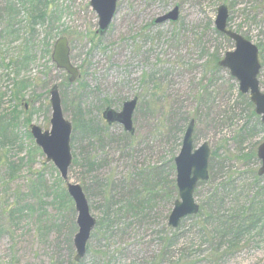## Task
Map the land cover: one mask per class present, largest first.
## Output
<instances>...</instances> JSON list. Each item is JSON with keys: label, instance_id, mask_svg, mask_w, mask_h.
Wrapping results in <instances>:
<instances>
[{"label": "rangeland", "instance_id": "1", "mask_svg": "<svg viewBox=\"0 0 264 264\" xmlns=\"http://www.w3.org/2000/svg\"><path fill=\"white\" fill-rule=\"evenodd\" d=\"M30 1L0 0V264H264V126L219 66L235 43L215 25L226 6L228 29L259 49L264 92V0H119L103 35L90 0H49L47 21L34 25ZM8 4L17 10L9 24ZM176 7L177 22L155 24ZM63 37L80 73L73 84L51 59ZM55 85L73 125L69 182L105 222L80 263L75 203L30 130H51ZM134 99L133 135L103 119L106 108L121 112ZM191 121L194 149H211L210 178L194 197L212 218L202 216L201 228L189 217L174 230L175 159ZM227 217L234 226L223 237Z\"/></svg>", "mask_w": 264, "mask_h": 264}, {"label": "water", "instance_id": "2", "mask_svg": "<svg viewBox=\"0 0 264 264\" xmlns=\"http://www.w3.org/2000/svg\"><path fill=\"white\" fill-rule=\"evenodd\" d=\"M119 0H90V6L99 18L98 33L103 35L107 32L113 19L117 14ZM229 11L226 6L218 9L215 21L216 30L225 35L235 43V50L228 52L224 59L219 62V66L228 69L232 77L236 78L240 85V92L249 94L251 102L255 106V113L261 116L264 126V92L260 89L259 75L261 63L259 59V49L237 32L228 29ZM179 19V9L157 19L155 24H162L168 21L177 22ZM71 50L66 37L60 38L54 45L52 53V63L58 70L66 72L71 84L80 77L77 67L70 59ZM50 104L52 108L51 130L43 131L40 127L31 125V135L36 145L46 156L48 163H53L60 172L61 178L67 183V190L75 203L78 214V233L74 238L76 249V262H81L87 255V247L91 239L92 232L97 226V221L92 217L86 195L80 185L69 182V169L73 163L71 150V137L73 125L64 118L62 99L58 85L50 90ZM138 100L134 99L125 102L121 112H116L108 107L103 112V119L109 125L120 124L125 131L133 135V114L136 110ZM195 121H191L183 138L182 148L175 159L176 185L179 191V200L175 202L174 208L169 216V226L176 230L181 222L200 213V206L196 203L194 193L197 185L207 182L209 176V160L211 149L207 143L200 148L194 149ZM258 158L262 162L259 176H264V143L258 149Z\"/></svg>", "mask_w": 264, "mask_h": 264}, {"label": "trees", "instance_id": "3", "mask_svg": "<svg viewBox=\"0 0 264 264\" xmlns=\"http://www.w3.org/2000/svg\"><path fill=\"white\" fill-rule=\"evenodd\" d=\"M51 4H52V2L49 0H32V1L28 2V4L26 5L25 8L28 7V12L30 13V16L32 19V25H34L35 23L38 24L39 22L45 23L47 21V11H48L49 6ZM6 9H7V20H6V22L9 24V23H11V21H13V19H14L13 15H15L17 10H16V7H14L11 4H8ZM8 29H10V28H8ZM12 65H16L15 62ZM90 166H93V165L90 164ZM216 199H217V194H214L210 198L211 202H213L214 204L217 203ZM202 211H203V209L200 210V213L198 214L197 219L199 220L198 226L201 228H204L206 226V225H204L205 224L204 222L209 221L210 218H212V216L210 214L209 215L203 214ZM202 216L204 217L203 223H201ZM224 220H225V222L222 224V226H223V229H226V230L224 232H222V234H223V237H226V235L228 234L227 230H230V231L233 230L234 224H233V221L231 218L227 217V219H224ZM104 223L105 222H102V221L97 222V226H98V228H101L100 229L101 231H102V227L104 226ZM100 230H99V232H100ZM175 232H178V231H175ZM175 241H176V238L172 239L170 242L167 243V247L165 248V252L163 254H161V256L164 257L167 254V252H168L167 250L171 249L174 246V244L176 243ZM174 264H186V261L179 260V261L175 262Z\"/></svg>", "mask_w": 264, "mask_h": 264}]
</instances>
